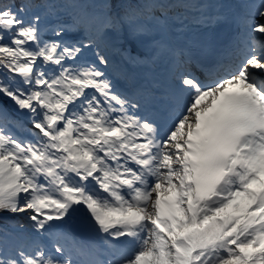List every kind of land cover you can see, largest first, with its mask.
I'll list each match as a JSON object with an SVG mask.
<instances>
[{"label":"snow or ice","instance_id":"snow-or-ice-1","mask_svg":"<svg viewBox=\"0 0 264 264\" xmlns=\"http://www.w3.org/2000/svg\"><path fill=\"white\" fill-rule=\"evenodd\" d=\"M0 264H264V0H0Z\"/></svg>","mask_w":264,"mask_h":264}]
</instances>
